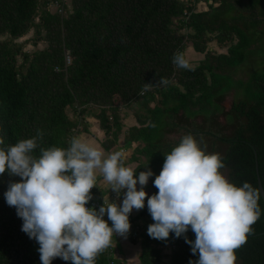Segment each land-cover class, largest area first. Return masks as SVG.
Listing matches in <instances>:
<instances>
[{
	"label": "trees",
	"instance_id": "16d2710c",
	"mask_svg": "<svg viewBox=\"0 0 264 264\" xmlns=\"http://www.w3.org/2000/svg\"><path fill=\"white\" fill-rule=\"evenodd\" d=\"M189 1L60 0L58 15L50 0H0V264H114L108 233L120 221L138 227L137 217L118 207L109 220L80 211L91 198L75 184L76 171L84 174L75 139L87 124L67 108L93 110L101 147L120 162L115 97L141 112L125 140L141 145L134 173L153 193L139 213L138 263L159 264L171 247L169 264H264V0ZM200 1L207 10H195ZM32 28L47 47L28 53L15 40ZM187 39L204 54L193 67L183 63ZM211 41L226 53L205 52ZM251 61L260 69L234 80ZM204 186L222 201L208 220L226 257L200 246Z\"/></svg>",
	"mask_w": 264,
	"mask_h": 264
},
{
	"label": "rangeland",
	"instance_id": "374dc122",
	"mask_svg": "<svg viewBox=\"0 0 264 264\" xmlns=\"http://www.w3.org/2000/svg\"><path fill=\"white\" fill-rule=\"evenodd\" d=\"M58 1H60V0H58ZM184 1L187 2L188 0H184ZM189 2L192 3L191 0ZM60 5H61V2H60ZM194 8L197 11H205V10H207V6L202 1H200L199 3H196L194 5ZM40 10L41 9H39V11L37 12V17L34 20V24H37L39 22L38 19H39V15L41 13ZM58 10H59L58 7H55V6L47 8V11L50 12L51 14L60 15L62 12L59 13ZM175 26H176V22L174 21V23L172 24L171 27L174 28ZM180 32L182 34H184V35L185 34L187 35V34H189L190 31L183 29ZM38 36L39 37H36V29L32 28L23 37L15 40V42L17 44L22 45L24 52L33 53L36 50H42V49L47 47V43L45 41H43V39H42L43 36H44V32L43 31H42V33L40 32V34ZM6 38H7V36H3V37H0V40H5ZM203 47L205 48V50H204L205 52L206 51H210V52L215 53V54H223V53L225 54L226 53V44H223V45L220 46L216 42L211 41V42L203 45ZM203 55H204L203 53H197L193 49L192 43L188 39L185 40L184 51H183V56H184L183 63L187 67H193V66L197 65L198 62L203 59ZM65 61H66V64H70V58L67 55H66ZM20 62H21V57L20 58L18 57V63H20ZM260 64L261 63H257L255 61H251L248 64L242 65L238 69L232 71L231 72V76H232V78L234 80L245 81L250 76V74H252L255 70L260 69V67H261ZM140 101H141V98L138 99L136 102H140ZM233 101H235V96H234V92L232 91V92H229L226 95V97H225V99H224V101L222 103V107L224 108L225 111H228L230 109ZM133 102H135V101H133ZM113 104H114V106H113L112 110L114 109V111L118 112V114H119L118 116L121 117V118L119 117L121 119V125L124 126V128L126 130H127L128 127H130L134 123H137L136 120H135V118H136L135 116H136L137 113H141V112L137 111L136 108H132V104H130V105L124 104L119 99V97H115L114 98V103ZM136 106H137L136 103H134L133 107H136ZM81 109H83V107H79L77 105L67 108V114H68L69 118L71 120H76L77 122H81L82 124H84V123L87 124V122L85 121V118H87V116L88 117L89 116L92 117V119L90 118V121L88 119V122H90L92 124L91 127H89L87 125L86 126L87 129L84 130L83 129V125H79V127L76 128V131L78 130L77 134H79V135L83 134V137H84L86 132L88 134L91 133L90 131H88V128H89V130L91 129L92 131H95V130H98V129L101 130L100 127H99V120L97 118H95V115H94V117L91 116L93 114V110L80 115L79 111ZM136 111H137V113H136ZM94 114H97V111H95ZM108 114L112 115V111L108 112ZM217 119H218V121L220 123H222V124L225 123V118L222 115L218 116ZM79 135H77V136H79ZM182 135H184V131L180 130L178 133L176 132L174 134H171L169 138L172 139V140H175V139H177L178 137H180ZM77 143H78V145H80L79 143H81V142H80V140H78V139L76 140L75 139V145L78 147ZM118 144H119V146H123L124 148H127V149L131 148V146H132V145H129L126 142L125 136H123V135H121L119 137ZM140 147H141V145H140ZM82 153L87 154V152L84 151V150L79 153V159H80L79 160V164H78L79 168L81 169V171L87 173V175L89 176V180L93 183L95 175L93 174V171H89V169H88V165H89L88 164V161H89L88 159L89 158L86 159L85 156H82ZM97 160L99 162H101L103 160V158L99 157ZM140 161H142V163H144L145 160H144L143 157H140ZM114 164L115 163H113L112 165H114ZM115 167H116V165H115ZM95 179H97V178L95 177ZM137 180H135V182L132 185V191L136 190L135 193L137 194V196L141 197L144 194V192H145L144 188H148V186L147 187H142V185L144 183H146V181L144 183L139 182L140 179H139L138 176H137ZM216 180L217 181L225 180V173L217 175ZM93 185H94V183H93ZM124 190L125 189H121V191H124ZM124 192L126 193V190ZM202 192H203V194H201L200 197H199V199L201 198L200 199L201 204H200L199 210L197 212L199 227L201 228V234H202L201 238H200V246L205 251H208V252L213 251V252H216V253H221L224 257H226V253L224 251H222L221 249L217 248V246H215L214 240L212 239L211 234H210V232H211V224H210V222L208 220V214L210 212H212L214 209H216L217 207H220L222 205V201H221V199L219 200L216 197L214 198L213 195L211 194V192L209 191V189L206 186H204L202 188ZM202 195H204V196H202ZM148 200H150V197L148 199H145L144 201H148ZM114 206H116L115 202H114ZM139 213H140V211H139ZM135 217H137L138 220L141 221V225L138 226L139 227L138 229L131 227L130 231L128 232V238H133V241H135L133 244L137 243V244L140 245V240L145 235V232L143 230L144 222H142V218L139 215H136ZM135 222H136V220H135ZM115 225H116L115 229H119V228L122 229L123 228L118 223H116ZM151 230L153 232L156 231V227H152ZM112 232H114V231L112 230ZM109 234L111 236H113V233H111V232L108 233V236H109ZM113 238H115V236ZM113 238H111L110 244H109V247H108V256H109V258L114 261V264H122V261L124 262V264H128V262L123 259L124 252L122 250V247H123L122 242L121 241H116V239L113 240ZM115 247L118 248V250H116ZM171 250H172L171 247H164L163 248L164 257H163V259L161 260V262L159 264H169L170 263L169 258H167L165 255L166 254L169 255ZM117 254L119 255L120 259L116 257ZM139 254H140V252H139ZM131 264H139L138 263V258H136V255L134 256V260L131 262ZM232 264H235V263H232Z\"/></svg>",
	"mask_w": 264,
	"mask_h": 264
},
{
	"label": "crops",
	"instance_id": "0c3cea01",
	"mask_svg": "<svg viewBox=\"0 0 264 264\" xmlns=\"http://www.w3.org/2000/svg\"><path fill=\"white\" fill-rule=\"evenodd\" d=\"M90 118L92 119V117L90 116H87V118H85V121L87 122V125L89 127H91L92 125L90 122H88V119L90 121ZM134 125H137V123H134L131 126ZM121 128V132L117 137L116 148V153L118 152V154H116V157L120 158V162H115L112 159L111 154L101 147V141L104 139L105 135L99 129L92 131L88 128V131H90L91 133L88 134L86 132L84 137L83 134L77 136L76 140H80L81 143H79L80 145H78L77 143L78 147H76L79 150H77L78 153L82 152L83 150L87 152V154L82 153V156H85L86 159L89 158L88 169L89 171H93V174L95 175L93 183L94 187L98 189L101 199L111 204H114L115 202L116 206L120 208L121 213H124L125 215L129 214L132 218H134L136 215H139L142 202L149 197H153V193L150 187L144 188V196L142 195L141 197L137 196V194L135 193L136 190L132 191V185L135 180H137V176L140 179L139 182L144 183L146 181V177L143 175V173H134L136 167L140 164V161H137L134 158L135 156H137L135 154V151L139 150L141 147L139 143L132 145L131 148L128 149L124 148L123 146H119V137L121 135L125 136L126 133V129L124 128V126H122ZM121 149L124 150L123 154H119V151ZM99 157L103 158L101 162L97 160ZM113 163L115 164L112 165ZM84 174L89 179L87 173L84 172ZM95 177L97 179H95ZM121 189H125L126 193L124 192L125 190L121 191ZM141 218L142 222H144L143 217ZM118 224H120L123 228L115 229L116 225L113 226L112 230L114 232L112 233L113 237L115 236L113 240L116 239V241L122 242V250L124 252L123 259L127 261L128 264H131V262L134 260V256L136 255V258H138L139 256L140 245L137 243L133 244L134 242H132L131 238H128V232L130 231V228L133 227L132 225L121 221ZM134 224L135 226H140L141 221H139L137 218ZM116 250H118V248H116ZM116 257L120 259L118 254L116 255ZM122 264H124L123 261Z\"/></svg>",
	"mask_w": 264,
	"mask_h": 264
},
{
	"label": "built area",
	"instance_id": "2783aa9c",
	"mask_svg": "<svg viewBox=\"0 0 264 264\" xmlns=\"http://www.w3.org/2000/svg\"><path fill=\"white\" fill-rule=\"evenodd\" d=\"M58 7V12H62V8L60 5V1L58 0H50L49 5L47 7ZM119 154H123L124 150L121 149ZM77 175L75 178V184L80 189L81 192L86 193L91 201L89 203H85L81 205L80 211L82 213H88L91 211H95L99 216H104L106 220H109L113 214L117 213L116 206L114 204L108 203L104 200L93 198V183L86 177L85 174L76 171Z\"/></svg>",
	"mask_w": 264,
	"mask_h": 264
},
{
	"label": "water",
	"instance_id": "95a60500",
	"mask_svg": "<svg viewBox=\"0 0 264 264\" xmlns=\"http://www.w3.org/2000/svg\"><path fill=\"white\" fill-rule=\"evenodd\" d=\"M257 187H258L259 194L262 198V201L264 203V191H263V188L261 186V182H260L259 178L257 179Z\"/></svg>",
	"mask_w": 264,
	"mask_h": 264
}]
</instances>
